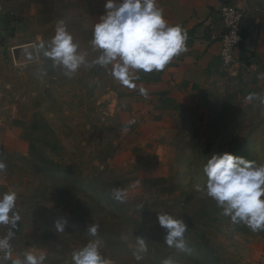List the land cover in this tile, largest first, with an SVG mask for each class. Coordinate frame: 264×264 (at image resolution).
<instances>
[{
  "label": "rangeland",
  "instance_id": "obj_1",
  "mask_svg": "<svg viewBox=\"0 0 264 264\" xmlns=\"http://www.w3.org/2000/svg\"><path fill=\"white\" fill-rule=\"evenodd\" d=\"M258 5L264 10V0ZM79 6L78 0H0V113L16 115L0 153L7 166L0 196L16 192L20 215L15 229L0 225V232H13L12 255L22 260L32 252L44 255V264H72L73 252L99 240L110 264H227L217 235L228 234L233 223L197 185H204L203 167L214 153L264 164L263 96L248 99L232 68L222 66L215 85L223 93L205 117L183 127L177 158L162 173L145 175L128 158L111 66H81L69 78L36 51L62 20L89 62L99 55L85 42ZM4 16L14 19L10 31L2 30ZM15 49H21L16 62ZM116 188L127 191L125 202L113 198ZM158 214L185 222V250L166 244ZM92 224L99 225L96 236L88 233ZM137 237L145 239L146 251H139Z\"/></svg>",
  "mask_w": 264,
  "mask_h": 264
},
{
  "label": "crops",
  "instance_id": "obj_2",
  "mask_svg": "<svg viewBox=\"0 0 264 264\" xmlns=\"http://www.w3.org/2000/svg\"><path fill=\"white\" fill-rule=\"evenodd\" d=\"M78 2L80 13L86 16L82 21L85 42L90 43L94 25L105 13L106 0ZM258 3L259 0H157L168 24H179L187 32V51L163 71H133L135 88L123 86L111 75L119 85L115 105L125 118L121 126L131 144L128 158L145 175L162 173L161 168L177 158L176 143L183 127L205 117L215 96L223 93V88L215 84L223 76L219 58L222 24L218 14L224 6H235L243 13V41L235 52L232 78L242 84L247 96L264 97V10ZM3 19L2 30L10 31L14 19ZM141 88L147 95L140 93ZM15 116L11 110L0 113V153L13 134ZM217 242L216 249L227 256V264H264V230L253 232L243 223L233 224L228 234L217 235ZM15 261L12 253L7 257L0 254V264Z\"/></svg>",
  "mask_w": 264,
  "mask_h": 264
},
{
  "label": "clouds",
  "instance_id": "obj_3",
  "mask_svg": "<svg viewBox=\"0 0 264 264\" xmlns=\"http://www.w3.org/2000/svg\"><path fill=\"white\" fill-rule=\"evenodd\" d=\"M105 13L94 25L90 41L93 51L99 55L89 62L88 53L80 50L73 35L64 21H59L55 34L50 41H41L36 51L52 61L53 67H59L69 78L81 66L99 65L107 68L111 65V75L123 86L135 88L132 72L144 73L163 71L177 56L187 51V32L179 25H169L163 9L157 0H106ZM31 59V53L28 54ZM142 95H147L144 88ZM253 97L249 96L248 99ZM264 104V97H258ZM0 161V172L6 169ZM205 183L197 185V191H203L208 198L222 209V215L229 217L231 223H243L253 232L264 230V164L246 160L232 153L212 154L203 167ZM115 200L123 203L127 191L116 188L112 191ZM16 192H7L0 196V225H10L15 229L20 215L16 209ZM161 227L167 229L166 244L185 250L184 234L187 225L182 219L168 214H158ZM99 225L92 224L88 233L96 236ZM57 231H64L62 224H56ZM13 232L0 239V251L7 257L11 253L10 239ZM139 251H146V241L137 237ZM100 241H89L72 254V264H110L100 250ZM139 260L141 257L136 256ZM46 257L25 252L23 259L14 264H44ZM170 264V262H166Z\"/></svg>",
  "mask_w": 264,
  "mask_h": 264
},
{
  "label": "built area",
  "instance_id": "obj_4",
  "mask_svg": "<svg viewBox=\"0 0 264 264\" xmlns=\"http://www.w3.org/2000/svg\"><path fill=\"white\" fill-rule=\"evenodd\" d=\"M218 15L220 23L222 24V33L219 37L221 45L219 58L222 66L229 68L235 66L237 62L235 52L243 41L242 32L240 31L243 13L235 6L228 5L221 8ZM4 237L5 236L0 232V239ZM0 254L5 253L0 251Z\"/></svg>",
  "mask_w": 264,
  "mask_h": 264
},
{
  "label": "water",
  "instance_id": "obj_5",
  "mask_svg": "<svg viewBox=\"0 0 264 264\" xmlns=\"http://www.w3.org/2000/svg\"><path fill=\"white\" fill-rule=\"evenodd\" d=\"M19 54L21 55V49L13 50V56L15 57V62H16L17 58H20Z\"/></svg>",
  "mask_w": 264,
  "mask_h": 264
}]
</instances>
